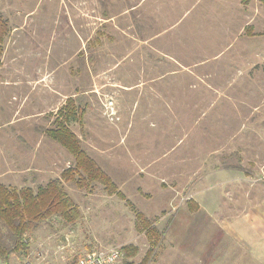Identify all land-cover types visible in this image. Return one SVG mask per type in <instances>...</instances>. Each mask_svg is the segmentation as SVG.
I'll return each mask as SVG.
<instances>
[{
	"label": "rangeland",
	"instance_id": "obj_1",
	"mask_svg": "<svg viewBox=\"0 0 264 264\" xmlns=\"http://www.w3.org/2000/svg\"><path fill=\"white\" fill-rule=\"evenodd\" d=\"M176 1L0 0L11 26L0 65V183L35 188L72 166L45 134L65 122L71 100L68 128L123 195L63 180L81 217L41 223L28 253L0 264H69L123 245L142 260L149 243L135 210L162 232L148 264L235 261L218 258L216 244L206 260L180 250L190 203L186 191L171 200L170 184L197 178L204 161L263 167L264 0Z\"/></svg>",
	"mask_w": 264,
	"mask_h": 264
},
{
	"label": "crops",
	"instance_id": "obj_2",
	"mask_svg": "<svg viewBox=\"0 0 264 264\" xmlns=\"http://www.w3.org/2000/svg\"><path fill=\"white\" fill-rule=\"evenodd\" d=\"M179 1L183 4L187 0ZM188 1L183 7L191 8L198 0ZM240 166H213L204 161L200 166L204 171L197 178L188 174L190 178L186 181H171V200L182 202L181 193L186 191V200L190 203L184 216L183 237L177 236L176 241L186 254L197 250L201 251L202 260L203 257L211 259L205 253L216 244L221 250L218 258L226 260L230 256L236 261L231 264H238V259L243 257L264 261V182L258 180L257 171ZM117 264H123V259Z\"/></svg>",
	"mask_w": 264,
	"mask_h": 264
},
{
	"label": "trees",
	"instance_id": "obj_3",
	"mask_svg": "<svg viewBox=\"0 0 264 264\" xmlns=\"http://www.w3.org/2000/svg\"><path fill=\"white\" fill-rule=\"evenodd\" d=\"M11 32L9 21L0 13V65L3 44ZM264 66V59L262 62ZM65 105V122H54L55 127L47 129L45 134L58 142L72 156V166L61 172L59 178H53L35 188L30 186H5L0 183V259L7 261L10 254L26 255L29 237L43 222L58 218L64 224H73L81 217L77 204L66 191L63 180L74 183L78 188H89L98 182L107 194L123 195L116 184L101 171L96 162L80 146V140L68 128L67 124L76 119L74 102ZM135 228L143 233L149 243L145 256L136 264H148L162 238V232L154 225V220L135 210ZM123 264H135L130 261L137 254L134 245H123ZM76 260V259H75ZM73 260L72 262L74 263Z\"/></svg>",
	"mask_w": 264,
	"mask_h": 264
},
{
	"label": "built area",
	"instance_id": "obj_4",
	"mask_svg": "<svg viewBox=\"0 0 264 264\" xmlns=\"http://www.w3.org/2000/svg\"><path fill=\"white\" fill-rule=\"evenodd\" d=\"M258 180L264 182V164L258 174ZM123 253L120 249L109 248L87 252L84 256L69 264H117ZM24 264H45L42 261L25 262Z\"/></svg>",
	"mask_w": 264,
	"mask_h": 264
}]
</instances>
